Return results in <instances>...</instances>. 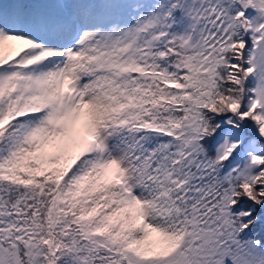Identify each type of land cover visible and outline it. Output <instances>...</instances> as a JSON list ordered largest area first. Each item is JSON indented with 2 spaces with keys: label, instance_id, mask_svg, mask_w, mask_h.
Listing matches in <instances>:
<instances>
[{
  "label": "snow or ice",
  "instance_id": "6c2138e0",
  "mask_svg": "<svg viewBox=\"0 0 264 264\" xmlns=\"http://www.w3.org/2000/svg\"><path fill=\"white\" fill-rule=\"evenodd\" d=\"M0 264H264V0H0Z\"/></svg>",
  "mask_w": 264,
  "mask_h": 264
}]
</instances>
